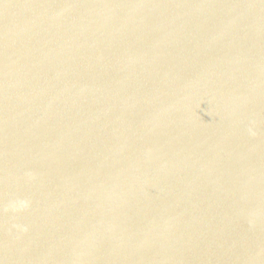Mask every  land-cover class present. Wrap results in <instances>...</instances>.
<instances>
[{
	"label": "water",
	"instance_id": "obj_1",
	"mask_svg": "<svg viewBox=\"0 0 264 264\" xmlns=\"http://www.w3.org/2000/svg\"><path fill=\"white\" fill-rule=\"evenodd\" d=\"M0 264H264V0H0Z\"/></svg>",
	"mask_w": 264,
	"mask_h": 264
}]
</instances>
